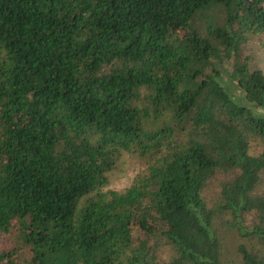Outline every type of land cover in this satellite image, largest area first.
Instances as JSON below:
<instances>
[{
  "label": "trees",
  "instance_id": "16d2710c",
  "mask_svg": "<svg viewBox=\"0 0 264 264\" xmlns=\"http://www.w3.org/2000/svg\"><path fill=\"white\" fill-rule=\"evenodd\" d=\"M258 36L264 0H0V264H264ZM121 152L154 162L102 192Z\"/></svg>",
  "mask_w": 264,
  "mask_h": 264
},
{
  "label": "rangeland",
  "instance_id": "374dc122",
  "mask_svg": "<svg viewBox=\"0 0 264 264\" xmlns=\"http://www.w3.org/2000/svg\"><path fill=\"white\" fill-rule=\"evenodd\" d=\"M240 60L248 59V65L251 68H258L264 72V36L252 38L240 50ZM264 150V142L259 140L251 141L249 153L258 155ZM154 159L152 156H141L138 153L121 152L116 156L115 164L110 172L107 173V183L102 187V192L114 191L123 193L140 177L147 174L148 168L152 165ZM223 179L221 174L215 176L203 190L202 196L209 207H213L220 202V182ZM218 234L222 243V252L224 260L228 263L238 260L237 248L244 242L238 237L231 228L217 223ZM16 246L14 231L11 234L0 233V254L13 250ZM20 255L16 264H27L29 255L24 252H18ZM174 257L172 247L161 244L156 253V261L167 262Z\"/></svg>",
  "mask_w": 264,
  "mask_h": 264
}]
</instances>
